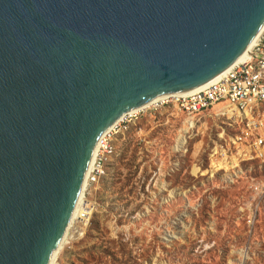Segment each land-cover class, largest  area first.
Masks as SVG:
<instances>
[{"label": "water", "instance_id": "water-1", "mask_svg": "<svg viewBox=\"0 0 264 264\" xmlns=\"http://www.w3.org/2000/svg\"><path fill=\"white\" fill-rule=\"evenodd\" d=\"M263 31L264 0H0V264H52L101 136Z\"/></svg>", "mask_w": 264, "mask_h": 264}, {"label": "rangeland", "instance_id": "rangeland-1", "mask_svg": "<svg viewBox=\"0 0 264 264\" xmlns=\"http://www.w3.org/2000/svg\"><path fill=\"white\" fill-rule=\"evenodd\" d=\"M229 109L194 127L167 97L125 114L53 264H264V125Z\"/></svg>", "mask_w": 264, "mask_h": 264}, {"label": "built area", "instance_id": "built-area-1", "mask_svg": "<svg viewBox=\"0 0 264 264\" xmlns=\"http://www.w3.org/2000/svg\"><path fill=\"white\" fill-rule=\"evenodd\" d=\"M167 98L187 114V119L190 121L189 127L195 126L199 113L218 104H226L237 111L241 120L246 121L249 129L263 126L264 122L257 120L254 115H257L261 106L264 105V33L250 57L225 75L192 93L176 94ZM102 139L98 149L106 150L107 144ZM239 142L243 143V138H240ZM254 145L257 147L264 145V139L261 137L254 142ZM101 174L102 166L98 153H96L87 181L93 183Z\"/></svg>", "mask_w": 264, "mask_h": 264}, {"label": "bare ground", "instance_id": "bare-ground-1", "mask_svg": "<svg viewBox=\"0 0 264 264\" xmlns=\"http://www.w3.org/2000/svg\"><path fill=\"white\" fill-rule=\"evenodd\" d=\"M263 33H264V31H263ZM262 33V34H263ZM262 34L260 35V37L258 38V40L256 41V43L253 45V47H252V49L250 50V52H249V54L247 55V57L245 58V59H243V61H245L246 59H248L249 57H250V55H251V52L253 51V49H254V47L256 46V44L259 42V40H260V38H261V36H262ZM242 61V62H243ZM208 86V85H207ZM206 87V86H205ZM204 88V87H203ZM202 89V88H201ZM199 90V89H198ZM194 91H197V90H194ZM194 91H191V92H184V93H175V94H169V95H167V96H164V97H162V98H160V99H157V100H163L164 98H166V97H168V96H171V95H176V94H186V93H192V92H194ZM157 100H155V101H157ZM165 102V101H164ZM152 103H154V101H152V102H150V103H147V104H145V105H143V106H140V107H138V108H136V109H134V110H131L130 112H128V113H126V114H131V113H135V112H137V111H139L140 109H142V108H144V107H146V106H148V105H150V104H152ZM161 103V102H160ZM217 108H218V112L220 113V114H222L224 111H226V110H228V108H230L228 105H226V104H218L217 105ZM232 109H229V111L230 112H232L231 111ZM123 116H121L119 119H117L116 120V122H114L113 124H112V126L101 136V138H100V140L103 138V136L107 133V132H109V130H111L112 128H114V126H115V124L116 123H118V121L122 118ZM190 121L187 119V126H189V123ZM188 129V127L186 128V130ZM100 140H99V143H98V146H97V149H96V152H95V155H96V153H97V150H98V147H99V145H100ZM95 155H94V158H95ZM94 158H93V161H94ZM93 161H92V164H91V167H90V170H91V168H92V165H93ZM90 170H89V172H90ZM83 192V191H82ZM82 205V194H81V196H80V199H79V201H78V203H77V206H76V208H75V210H74V213H73V215H75L76 213H77V211L79 210V207ZM81 208V207H80ZM59 250V249H58ZM55 259V258H54ZM54 261V260H53ZM52 264H53V262H52Z\"/></svg>", "mask_w": 264, "mask_h": 264}]
</instances>
